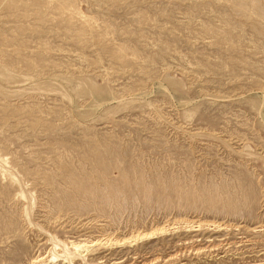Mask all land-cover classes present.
<instances>
[{
	"label": "rangeland",
	"instance_id": "obj_1",
	"mask_svg": "<svg viewBox=\"0 0 264 264\" xmlns=\"http://www.w3.org/2000/svg\"><path fill=\"white\" fill-rule=\"evenodd\" d=\"M0 166V264H264V0H0Z\"/></svg>",
	"mask_w": 264,
	"mask_h": 264
},
{
	"label": "bare ground",
	"instance_id": "obj_2",
	"mask_svg": "<svg viewBox=\"0 0 264 264\" xmlns=\"http://www.w3.org/2000/svg\"><path fill=\"white\" fill-rule=\"evenodd\" d=\"M118 49V48H117ZM11 171V170H10ZM9 170H7V169H2V167L0 166V173L1 174H6L7 175V177H8V179H9V181H11V182H15V181H17L16 180V178L13 176V174L10 172ZM20 195L21 196H24V194H23V192H20ZM25 215H26V217L28 216V213H27V210L25 209ZM28 218V217H27ZM26 218V219H27ZM28 221V220H27ZM192 222V221H191ZM30 224V223H29ZM198 224H200V223H198ZM201 225V224H200ZM195 226V225H194ZM149 235V233H144V234H140L139 236H141V237H143V236H148ZM135 239V238H134ZM132 240V239H131ZM50 241V240H49ZM108 242V240H105V241H103V243H107ZM115 242H116V240H115ZM114 242V243H115ZM117 242H118V240H117ZM55 243H57V244H61V246H62V250H61V253H58V252H56L55 251V249L52 247V250H51V261H54L57 257H62V259H64L65 260V262L67 263V264H70V262L73 260V258H75V256H80V257H82L83 255H81V253L80 252H82V251H85V253H87L88 251H90L91 250V246L92 245H89L88 243H87V241L86 242H84V241H68L67 243H65V242H62V241H59V240H57V242L55 241ZM95 244L96 243H101V240H96L95 242H94ZM113 243V242H112ZM120 244V243H119ZM54 246V245H53ZM58 246V245H57ZM41 259H43L42 257H39V256H36V257H34L32 260H31V264H33V263H35V262H37V261H40ZM255 264H263V263H255Z\"/></svg>",
	"mask_w": 264,
	"mask_h": 264
}]
</instances>
